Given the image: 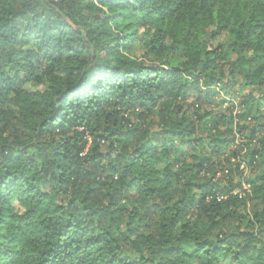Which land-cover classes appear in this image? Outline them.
Listing matches in <instances>:
<instances>
[{"label":"trees","instance_id":"trees-1","mask_svg":"<svg viewBox=\"0 0 264 264\" xmlns=\"http://www.w3.org/2000/svg\"><path fill=\"white\" fill-rule=\"evenodd\" d=\"M0 264H264V0H0Z\"/></svg>","mask_w":264,"mask_h":264},{"label":"rangeland","instance_id":"rangeland-1","mask_svg":"<svg viewBox=\"0 0 264 264\" xmlns=\"http://www.w3.org/2000/svg\"><path fill=\"white\" fill-rule=\"evenodd\" d=\"M139 36H137V38H138ZM134 50H136L135 51V55H136V57H138V58H142L141 56L143 55V53H144V51L141 49V47H140V42H139V40H136V42H135V45H134ZM143 59V58H142ZM143 60H145V61H152L153 59L150 57H145ZM159 61V60H158ZM159 62H162V61H159ZM164 62H166L165 60H164ZM219 93H221L220 92V90L218 91ZM221 96H222V93H221ZM224 99H226V97L225 96H222ZM229 99V98H228ZM232 102V101H231ZM230 102V103H231ZM223 107H226V105H223ZM217 176H220V174H218ZM243 188H246V186L244 185V187Z\"/></svg>","mask_w":264,"mask_h":264}]
</instances>
